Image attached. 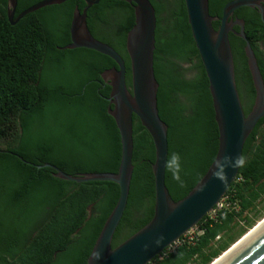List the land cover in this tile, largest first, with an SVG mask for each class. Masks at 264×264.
<instances>
[{
    "label": "trees",
    "instance_id": "obj_1",
    "mask_svg": "<svg viewBox=\"0 0 264 264\" xmlns=\"http://www.w3.org/2000/svg\"><path fill=\"white\" fill-rule=\"evenodd\" d=\"M38 1L17 0L13 20ZM148 1L156 17L153 70L158 84L157 111L167 126L165 186L176 202L212 164L218 131L184 0ZM229 1L208 0L209 16L220 18ZM84 7L81 0H67L27 14L11 25L8 0H0V264H86L118 200L119 189L113 182L74 183L55 177L50 168H37L50 164L71 176L115 174L118 170L120 138L107 113L112 107L108 102L111 87L102 78L104 72L118 70V66L95 51L65 48L70 44L73 13H81ZM259 20L256 14L250 24L245 23L243 33L264 82L260 59L264 51L258 43L264 26ZM133 23L132 6L120 0H99L86 15L91 35L124 60L127 86L130 71L125 39ZM217 24L212 22L214 30ZM236 41L237 46L231 43V55L239 100L247 115L255 93L243 54L244 42ZM240 83L248 103L241 96ZM191 129L198 138V152L180 169ZM132 141L129 195L112 248L153 217L154 148L135 116ZM243 145L238 174L224 195L230 209L218 213L215 220L205 216L195 226L202 232L193 244L170 253L165 249L149 264H209L251 228L255 219L245 214L259 204L264 211V116ZM244 219L246 225L236 230ZM216 239H221L220 243L213 247Z\"/></svg>",
    "mask_w": 264,
    "mask_h": 264
},
{
    "label": "water",
    "instance_id": "obj_2",
    "mask_svg": "<svg viewBox=\"0 0 264 264\" xmlns=\"http://www.w3.org/2000/svg\"><path fill=\"white\" fill-rule=\"evenodd\" d=\"M67 0H41L23 10L14 20L17 0H8L7 19L11 25L41 8L61 4ZM83 11H75L70 24V44L66 49L84 48L112 59L118 70L102 74L111 87L107 108L117 127L120 138V162L112 173L68 175L58 168H50L54 176L69 182H113L119 196L107 217L86 264H149L185 232L193 229L223 198L235 181L242 159L243 144L258 121L264 116V82L254 52L246 39L243 23L238 22V36L243 40V54L254 88V101L247 115L238 95L235 67L228 39L231 25L228 21L236 9L256 7L260 0H231L222 10L218 30H214L208 13V0H184L191 37L208 81L214 120L218 131V148L205 175L181 200L174 202L165 186L168 159L167 126L157 111L158 84L153 70L155 50V11L148 0H120L133 8L134 23L125 39L129 60L130 85L126 83V68L122 57L110 46L96 40L86 24L88 9L99 0H81ZM135 116L149 134L154 148L152 165L154 211L150 222L128 239L112 248V240L125 211L132 176V117ZM254 229V227L252 228ZM248 233V232H247ZM234 242L209 264L222 257L242 239ZM218 264H264V225L240 244Z\"/></svg>",
    "mask_w": 264,
    "mask_h": 264
},
{
    "label": "rangeland",
    "instance_id": "obj_3",
    "mask_svg": "<svg viewBox=\"0 0 264 264\" xmlns=\"http://www.w3.org/2000/svg\"><path fill=\"white\" fill-rule=\"evenodd\" d=\"M97 30L99 32L102 31L101 28H97ZM239 88H240L241 96H242V98L244 100V103H248V96L245 93L243 83L239 84ZM197 143H198L197 135H196L195 131L193 129H191L190 133H189V140H188V143H187V150L183 154L181 162H180V164L178 166L180 169L181 168H185L187 166L186 164H188V163H190L191 161L194 160L195 154L198 152V144ZM223 205H224L223 207L225 208V200L223 201ZM262 207H263V204H259L258 207L256 208V210L245 214L247 216V218H249V219H253L254 218L255 221L252 224L251 228L247 229V231L244 234H242L241 237L244 238L246 236V234L250 233V231L253 230L252 229L253 227L255 228L256 226H258V224H260L262 221H264V211H262ZM256 212H258L257 216H255ZM211 216L214 217V214L211 215ZM245 225H246L245 219H244V221H239L238 225L236 227V230H239V228H242ZM236 230H235V232H236ZM196 233H198V232H197L196 228L194 227L192 229V231L189 232L186 237H184V241L185 242L190 241L192 238H194L196 236ZM239 239L240 238H238L236 241H238ZM220 240L221 239H216V242H214L213 247L218 246V244L220 243ZM191 264H194V263H191Z\"/></svg>",
    "mask_w": 264,
    "mask_h": 264
},
{
    "label": "flooded vegetation",
    "instance_id": "obj_4",
    "mask_svg": "<svg viewBox=\"0 0 264 264\" xmlns=\"http://www.w3.org/2000/svg\"><path fill=\"white\" fill-rule=\"evenodd\" d=\"M257 5L259 6V8H256V7H243V8H239V9H236L235 11H233V13L231 14L230 18H229V25H231V30L233 32H229L228 34V39H229V43H230V46H231V43L234 44L235 46L238 45V42L236 41V39L240 42L242 39L240 38V36H238V33L240 31V27L237 25L238 22H242L243 23V29L245 27V23H248L250 24L252 22L253 19H255V15L258 14L259 15V21L263 24L264 26V0H260ZM243 9H246V11H242ZM217 18V17H215ZM95 20V16L92 18ZM220 18H217L216 22L218 21V24H217V28L216 30H218V27L220 25ZM117 25V23H116ZM116 25L114 26L113 24V32L115 30V27ZM112 32V33H113ZM259 46H260V49L264 51V34H260V37H259ZM241 39V40H240ZM243 41V40H242ZM244 47V45L242 46ZM261 61H262V64H264V58H262L261 56ZM104 80V79H103ZM129 86V85H128Z\"/></svg>",
    "mask_w": 264,
    "mask_h": 264
},
{
    "label": "built area",
    "instance_id": "obj_5",
    "mask_svg": "<svg viewBox=\"0 0 264 264\" xmlns=\"http://www.w3.org/2000/svg\"><path fill=\"white\" fill-rule=\"evenodd\" d=\"M225 200V208L223 207V201ZM231 203L228 201L227 197H224L214 206V209H212L209 213H208V218L210 220H215L216 216L218 215V213L228 210L230 209ZM234 210L237 211L238 207L237 206H233ZM214 214V217H212L211 215ZM197 230V229H196ZM192 229H190L189 231L185 232L177 241H175L174 243H172L169 247L166 248V252H173L175 249H177L180 246L183 245H190L193 244L194 241L196 240V237L202 232L201 230H197L198 233H196V236L194 238H192L190 241L185 242L184 241V237L187 236V234L189 232H191Z\"/></svg>",
    "mask_w": 264,
    "mask_h": 264
},
{
    "label": "bare ground",
    "instance_id": "obj_6",
    "mask_svg": "<svg viewBox=\"0 0 264 264\" xmlns=\"http://www.w3.org/2000/svg\"><path fill=\"white\" fill-rule=\"evenodd\" d=\"M263 225H264V221H262L260 224H258V226H256L253 230H251L250 233L246 234V236L241 241H239L237 243V245H235L234 247H232V249L230 251H228L227 253H225L219 259L215 260V263H213V264H218L219 262H221L226 256H228L233 250H235L240 244H242L246 239H248L253 233H255Z\"/></svg>",
    "mask_w": 264,
    "mask_h": 264
}]
</instances>
